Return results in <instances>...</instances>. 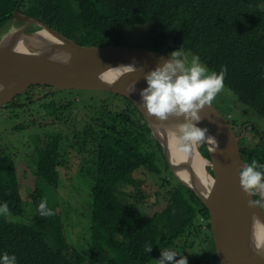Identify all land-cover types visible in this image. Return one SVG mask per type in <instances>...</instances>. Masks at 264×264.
Wrapping results in <instances>:
<instances>
[{"label":"trees","instance_id":"16d2710c","mask_svg":"<svg viewBox=\"0 0 264 264\" xmlns=\"http://www.w3.org/2000/svg\"><path fill=\"white\" fill-rule=\"evenodd\" d=\"M16 8L66 38L88 46H124L128 26L146 25L142 47L168 55L178 49L191 52L210 72L219 73L222 66L226 67L224 85L235 92L242 104L264 118V0H0V30L7 27L8 32L22 25L14 19ZM40 28L31 24L26 32ZM158 37L163 40L158 42ZM57 90L49 85L30 86L3 105L2 112L6 114L0 113V124L15 122L10 128L12 135L32 133L26 141L24 135L16 136L13 144L0 137V205L7 202L10 215L16 217L0 215V256L14 254L17 264H69L66 249L70 245L62 233L60 214L55 211L54 193L57 175L59 178L56 165L64 161L58 159L56 144L62 133L61 123L70 129L71 119L64 114L53 116L56 111H67L71 102L50 99ZM107 93L109 96L74 98L80 116L69 137V145L87 155L79 158L77 172L87 169L93 183L87 204L90 262L147 264L177 240L202 234V242L209 241L211 249L201 250L195 258L187 259V264H220L207 208L172 175L159 142L134 104L122 95ZM117 96L123 100L121 110L113 112L112 105L118 100L111 98ZM47 101L52 105H45ZM34 102L35 111L28 107ZM45 128L48 131L42 132ZM251 128L256 132L255 126ZM35 129L40 132L33 133ZM256 133L258 140L250 146H240V151L246 164L256 160L264 165V135ZM52 148H56L55 153ZM198 150L210 159L205 143ZM19 153L24 158L36 157L34 189L28 194L33 215L27 223L18 219L26 211L14 161ZM157 155L163 167L158 164ZM135 171L139 176H154L160 193L166 196L164 208L149 216L136 203L120 201L116 192L118 184L137 187ZM39 181L45 182L41 184L48 185L52 192L45 194ZM42 199L47 200L53 216L38 214ZM146 245L152 247L151 252H145Z\"/></svg>","mask_w":264,"mask_h":264},{"label":"water","instance_id":"95a60500","mask_svg":"<svg viewBox=\"0 0 264 264\" xmlns=\"http://www.w3.org/2000/svg\"><path fill=\"white\" fill-rule=\"evenodd\" d=\"M14 19L22 25L11 30L0 42V85H3L0 89V108L37 84L57 89L106 91L126 97L143 116L160 143L172 175L191 189L207 208L215 254L220 264H258L253 227L256 219L264 224V200H260L261 205L258 203L253 207L248 206V201L256 198L246 195L240 188L239 171L246 163L240 151V137L235 134L228 121L212 104L205 106L200 113L204 118L197 126L206 128L207 134L214 137L218 145L216 151H213L216 145L210 146L205 142L210 157L206 160L213 165L208 167L212 171L214 183L217 182L218 185H213L204 192L196 185L194 174L189 173L182 165L175 166L169 161L166 143L157 136L158 132L183 122V118L170 116L167 120L160 121L148 116L140 106L139 92L142 89L135 87L136 91L131 92L129 89L132 87L123 85L120 80L111 76L115 69L137 64L136 71H127L125 76L134 75L144 82L143 75L146 71L154 69L169 55L140 46L81 45L38 19L21 14L17 8ZM31 24L41 28L28 33L26 30ZM40 30H44L57 43L46 45L37 41L30 45V38ZM19 42L24 43L27 50L19 49ZM178 168L190 175V183L178 176Z\"/></svg>","mask_w":264,"mask_h":264},{"label":"rangeland","instance_id":"374dc122","mask_svg":"<svg viewBox=\"0 0 264 264\" xmlns=\"http://www.w3.org/2000/svg\"><path fill=\"white\" fill-rule=\"evenodd\" d=\"M146 25H133L128 26L126 29V38L123 39L122 45L124 46H140L143 44L141 42V36L143 30ZM7 27L2 28L0 30V40L7 36L10 32H5ZM11 30V28H10ZM163 37H158V42L162 41ZM195 56L191 52H184V59L186 64H190L192 57ZM200 62L205 65L201 60ZM206 66V65H205ZM208 69V68H207ZM210 72V71H209ZM106 95L109 94L106 91H86L82 90L81 92H77L73 88L69 89H59L54 91L53 95L50 96V99H53L54 102L59 99H63L64 101L71 102L68 104L67 111H56V116H64L69 117L71 119L70 129H67V124L61 123L62 133H60V139H58V143L56 144V148L59 150V157L64 159L61 165H56L59 178L55 179L56 191L54 193V200L57 203L56 212L60 214V220L63 223L62 233L69 243L70 247L66 254L69 259V264H92L88 258L89 248H90V239H89V222H90V211L87 208V204L91 201V193L90 188L92 183V179L88 174V170L84 169L81 173L77 172L78 164L81 162L79 160L80 157H87L86 154L79 153L76 148H72L69 143L71 139L69 138L73 127L78 125L77 118L79 119V114L76 110L79 107L75 108L74 98L85 99L91 97L92 95ZM119 98V99H118ZM115 101L112 105L113 112H117L121 106V98L119 96L111 98V101ZM123 101V100H122ZM45 105H52L51 103L45 102ZM67 104V103H66ZM212 105L221 112L232 125L233 131L240 137V145H248L250 146L252 143L258 140V136L256 132H262L264 135V118L260 117L256 114L250 107L242 104L235 94L228 87H224V89L216 96L213 100ZM29 109L35 111L37 108V103L28 105ZM3 109L0 110V113ZM4 113V111L2 112ZM60 113V114H59ZM6 114V113H4ZM231 117V118H230ZM1 123V120H0ZM10 123L8 125L0 124V137L7 138L11 144L15 142L16 136L22 137L23 141H26L27 138L32 137V133L30 131H24L20 134L12 135L10 132V128L14 124ZM10 125V126H9ZM255 126L256 132L251 127ZM79 127V126H78ZM244 130V131H243ZM40 132V130L35 129L33 133ZM48 131L45 128L42 132ZM38 132V133H39ZM32 143V139L30 140ZM13 145H11V149ZM198 145L197 147H199ZM55 148V149H56ZM55 149L52 148V152L55 153ZM28 152L27 150H23ZM20 156L15 158L14 161L16 164V172L18 174L19 182L21 183L20 195L22 197L23 203L25 205L26 211L22 217L18 219L22 222H29L33 215V207L31 202L28 200V194L34 189V169L36 166V157L29 156L27 158L23 157V153H19ZM56 155L53 157L55 158ZM56 159V158H55ZM57 159V160H58ZM158 164L163 167L162 160L157 155ZM86 165V164H85ZM84 167L81 166L80 170ZM208 167V166H207ZM55 175V174H54ZM133 178L136 182L137 187L133 188L131 186L122 187V184H118L116 186V192L119 197V200L123 203H136L138 207L142 210L145 216H149L155 211H159L166 205L165 194L160 193L158 186L155 184L157 182L154 176H139V172L135 171L133 173ZM58 180V182H57ZM43 181H39V188H41L45 194L48 195V190L51 191V188ZM52 192V191H51ZM49 201L52 203V199L50 197ZM28 215L29 218H28ZM12 219H15V216L10 214L5 215ZM202 234H196L193 236H186V240L181 239L175 242V245L169 248L168 250H176L181 253L182 256L186 257V259L195 258L201 250H210L211 243L202 242L203 239ZM186 241V242H184ZM186 243V244H185ZM201 243V245H200ZM85 258H84V257ZM160 258V253L154 259H152L148 264H156V260ZM179 259V257H177ZM220 262V261H219Z\"/></svg>","mask_w":264,"mask_h":264},{"label":"clouds","instance_id":"9594fccd","mask_svg":"<svg viewBox=\"0 0 264 264\" xmlns=\"http://www.w3.org/2000/svg\"><path fill=\"white\" fill-rule=\"evenodd\" d=\"M13 29L15 28L11 30ZM125 68L128 72L136 71L134 65H128ZM226 71V67L222 66L219 73L209 72L207 67L200 62L198 56H193L190 64H186L183 50L178 49L171 52L166 60L143 75L147 86L140 90L139 96L140 106L145 113L160 121H165L170 116L183 118L178 132L174 134L175 147L178 152L189 154L194 146L205 142L215 144L216 148L213 151H216L218 145L215 138L207 134L206 128H200L197 124L204 118L200 115L201 111L205 106H210L224 89ZM2 88L3 85H0V89ZM129 91L135 92L136 89L132 87ZM222 116L224 115L222 114ZM224 118L228 121L225 116ZM230 126L232 125L230 124ZM207 168L206 170H208ZM209 174L211 177L213 176L212 171ZM239 184L246 195L256 198L248 201L249 207L258 203L261 205L260 200H264V165H259L256 160L245 164L239 171ZM37 212L41 217L54 215V212L48 207L46 199L40 201ZM8 214H10V209L5 202L0 205V215ZM144 250L149 253L152 247L146 245ZM0 264H17V258L14 254L4 253L0 256ZM156 264H187V259L176 250H164L160 252V258L156 260Z\"/></svg>","mask_w":264,"mask_h":264},{"label":"bare ground","instance_id":"6f19581e","mask_svg":"<svg viewBox=\"0 0 264 264\" xmlns=\"http://www.w3.org/2000/svg\"><path fill=\"white\" fill-rule=\"evenodd\" d=\"M32 42H30V45L35 44L37 41L44 43L46 45H53L56 44L57 41L52 38L50 35H48L44 30L38 31L33 37H31ZM29 44V43H28ZM17 47L22 50H27L26 45L24 43L19 42ZM63 53V51H62ZM136 67H138L137 64H132ZM124 65L118 69H115L112 72V77L115 79L120 80L123 85L128 87H136L139 89H143L144 86H146V82L137 79L134 75H126V68ZM146 70H143L145 72ZM149 71V70H148ZM146 71V72H148ZM147 123V122H146ZM181 123L174 124L175 126L166 128L163 131L158 132L157 136L160 139H164L165 141V148L169 156V161L173 163V165H182L187 169L189 173L194 174V178L196 181V185L203 190L204 192L208 191L209 188H212L213 185L217 187V182L214 183V179L208 174L206 171L207 166H213L211 162L201 157V155L198 153L197 146H194L192 151L189 154H184L181 152H178L175 147V136L174 134L178 132L179 127ZM148 126V124H147ZM149 127V126H148ZM150 129V128H149ZM151 131V129H150ZM152 133V131H151ZM153 135V133H152ZM154 136V135H153ZM155 138V137H154ZM156 139V138H155ZM157 140V139H156ZM210 146L212 144L208 143ZM160 145V143H159ZM161 147V145H160ZM212 151V149H211ZM161 152L163 154V150L161 147ZM165 158V157H164ZM166 161V159H165ZM167 163V161H166ZM168 165V164H167ZM171 172V171H170ZM178 176L184 180L185 182L190 183V175L185 171L178 168ZM217 195H220L217 193ZM253 242L254 246L256 247L258 251V264H264V224L262 221H259L258 219L254 220V227H253Z\"/></svg>","mask_w":264,"mask_h":264}]
</instances>
